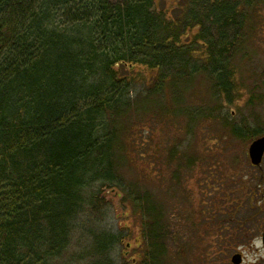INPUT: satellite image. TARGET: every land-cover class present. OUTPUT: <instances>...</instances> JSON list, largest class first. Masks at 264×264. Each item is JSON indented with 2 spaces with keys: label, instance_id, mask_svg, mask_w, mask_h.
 Returning a JSON list of instances; mask_svg holds the SVG:
<instances>
[{
  "label": "trees",
  "instance_id": "1",
  "mask_svg": "<svg viewBox=\"0 0 264 264\" xmlns=\"http://www.w3.org/2000/svg\"><path fill=\"white\" fill-rule=\"evenodd\" d=\"M253 1L186 0L170 14L155 0H0V264H48L69 246L85 203L106 201L105 189L88 200L89 184L123 185L129 157L118 122L132 108L153 102L161 105L154 115L177 114L166 96L181 104L199 73L207 94L191 120L207 118L212 98L237 101L244 84L233 56L247 42ZM135 81L147 89L136 102L127 96ZM257 88L244 107L262 102ZM246 119L230 133L244 136ZM256 126V137L264 134ZM123 186L145 223L144 261L158 264L162 212L150 191ZM122 236L100 235L93 255L114 264L109 244Z\"/></svg>",
  "mask_w": 264,
  "mask_h": 264
},
{
  "label": "rangeland",
  "instance_id": "2",
  "mask_svg": "<svg viewBox=\"0 0 264 264\" xmlns=\"http://www.w3.org/2000/svg\"><path fill=\"white\" fill-rule=\"evenodd\" d=\"M185 1L155 0L154 8L168 9L170 14L175 10L176 14ZM253 2L246 9L251 24L243 28L247 42L240 41L233 56L244 84L237 101L227 104L224 98H212V107L203 113H208L207 118L195 114L197 120H191L189 109L197 112L199 96L207 94V87H199L206 74L199 73L203 76H197L198 85L185 88L181 104H174L170 93L166 96L177 108L176 115L170 117L164 111L154 115L152 111L161 105L152 102L145 109L132 108L118 122L119 135L127 139L121 148L129 157L118 175L123 176V185L134 186L135 193L150 191L162 212L161 242L165 250L158 264H233V251L224 248L236 230L248 245L241 264H264L263 244L258 237L264 230V160L254 165L249 156L250 142L257 135L252 128L258 123L264 126V0ZM194 29L191 37L198 27ZM138 81L130 85L127 95L135 102L143 99L147 90ZM179 83L182 89L186 81ZM256 85L262 102L244 107L243 100ZM245 117V135L238 138L230 133L231 127ZM229 120L225 126L223 121ZM103 180L90 183L85 197L94 200L92 194L105 189L106 201L85 203L73 221L69 246L52 256L48 264H103L99 253L93 252L96 238L108 234L123 235L122 241L115 239L109 244L114 264L154 263L150 257L144 261L150 244L140 210L130 198L126 201L122 184L109 187L102 185ZM209 249L212 252H203Z\"/></svg>",
  "mask_w": 264,
  "mask_h": 264
},
{
  "label": "flooded vegetation",
  "instance_id": "3",
  "mask_svg": "<svg viewBox=\"0 0 264 264\" xmlns=\"http://www.w3.org/2000/svg\"><path fill=\"white\" fill-rule=\"evenodd\" d=\"M258 1H260V0H258ZM238 233H239L238 230L234 231V234L235 235L233 234L231 236V238H230L231 240L228 243L226 241L225 248L224 249H229V250L233 251L232 252L233 255L240 254L242 256V262H243V260H244V253H245L244 251H245V248L248 247V245L246 244L245 240H244V242L242 241V239H243V237L241 236L242 234L240 233V235L238 236ZM258 237L261 238L262 244H263V246L260 247V248L261 249H264V230L263 231L261 230L259 232ZM217 251H219V250H217ZM203 252L210 253L212 251H210V249H209L208 251H203ZM231 259H232V257H231ZM232 263L233 264H236V263L233 262V260H232Z\"/></svg>",
  "mask_w": 264,
  "mask_h": 264
},
{
  "label": "water",
  "instance_id": "4",
  "mask_svg": "<svg viewBox=\"0 0 264 264\" xmlns=\"http://www.w3.org/2000/svg\"><path fill=\"white\" fill-rule=\"evenodd\" d=\"M249 155L254 165H260L264 158V135L254 139L249 147ZM234 263L240 264L242 262V256L235 254L232 256Z\"/></svg>",
  "mask_w": 264,
  "mask_h": 264
}]
</instances>
